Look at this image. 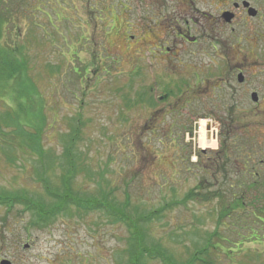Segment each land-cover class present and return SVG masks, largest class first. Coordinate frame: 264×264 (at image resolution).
Returning <instances> with one entry per match:
<instances>
[{
  "label": "rangeland",
  "instance_id": "374dc122",
  "mask_svg": "<svg viewBox=\"0 0 264 264\" xmlns=\"http://www.w3.org/2000/svg\"><path fill=\"white\" fill-rule=\"evenodd\" d=\"M2 1L8 23L0 45L9 43L28 55L31 75L48 98L52 128L43 145L50 185L63 190L61 158L68 136L80 128L75 145L84 167L71 180L75 196L106 198L135 220L179 203L144 225L145 245L167 249L175 264H188L217 232L214 244L221 238L230 243L211 250L216 264H264V228L252 215L256 206L220 224L222 206L215 196L228 198L230 183L237 195L239 183L252 181L261 184L240 193L245 201L264 196L263 0L262 18L234 25L202 20L206 40L195 46L163 38L161 52L153 47L154 42L160 45L159 36L135 31L136 37H129L121 16L115 23L105 15L98 19L96 0ZM203 9L217 16L213 4ZM202 29L197 26L194 36ZM167 41L170 52L164 50ZM74 67L81 76L73 74ZM237 68L244 72L243 83ZM7 92L0 87V100L13 107ZM252 92L259 95L257 103ZM5 108L0 101V114ZM202 120L212 125L207 128L218 126L214 149L199 146ZM5 141L0 136L2 146ZM227 153L232 165L225 162ZM36 168L41 169L29 151L0 146V193L42 200L53 208L55 200L39 178L45 175ZM204 180L203 194L212 191L208 199L200 193L199 199L184 202ZM69 206L39 223L32 206L0 203V252H10L12 243L22 239L19 245H31L21 249L29 264H128L127 225L114 223L104 211L87 214Z\"/></svg>",
  "mask_w": 264,
  "mask_h": 264
},
{
  "label": "trees",
  "instance_id": "16d2710c",
  "mask_svg": "<svg viewBox=\"0 0 264 264\" xmlns=\"http://www.w3.org/2000/svg\"><path fill=\"white\" fill-rule=\"evenodd\" d=\"M3 3L4 1L0 0V42L4 38V29L8 23L6 11L2 8ZM6 44L0 45V87L8 88V96H11L14 105L12 107V105H9L5 100H0L6 107L3 113L0 114V136H5L8 140L5 141L6 145L2 146L0 144V146L4 149H8V147L17 149L21 148L34 155L36 163L41 167V169L36 168V172L39 170L40 173L45 175V178L38 176L42 181L46 182V195L54 199L55 203L52 204L53 208L49 209L47 208V203L42 200H31L27 199L25 196L11 193H0V203L4 205L21 203L27 206H32V209L36 211V219L39 223L40 221H48L58 212H65V210L70 207V204H73V206L78 209H82L87 214L91 211H104L109 218L113 219L114 223L122 222L127 225L130 232V237L127 242L128 247L125 252L128 256V264H147L150 260H160L164 264H175L174 257L171 254H168L167 249L156 245H152L151 247L145 245L146 232L144 225L149 224L155 218L164 215L165 212L172 209L173 204L176 206V204L179 203H169L162 208L152 211L147 215L140 216L139 219L135 220L127 214L126 210L121 209L113 202H109L106 198H104V201L100 199L84 200L74 195L70 186L71 180L84 167L83 163H79L80 159L78 154H76L77 148L75 145L80 136V128H75L68 136L69 140L65 144L64 154L61 158L63 159V162L60 165L63 190L59 191L50 185L48 175H46L50 167V162L48 164L45 162L49 159V156L43 145L46 130L52 128L51 123H49L50 116L46 112L49 106L48 98L40 92L37 83L31 75L33 69L29 65L30 59L28 58V55L21 52L16 47L10 46L9 43ZM50 70L53 77H55V69L50 67ZM72 72L77 76H81L82 73L77 67H74ZM147 102L152 103L151 99ZM138 103H140V100ZM222 147H224L226 151H229L230 154L234 153L230 151L227 146L222 145ZM235 154L236 156H239L238 152ZM245 157L252 159L251 154L248 153ZM225 159L227 164L232 165L233 159H230L228 153ZM9 161L13 162L11 158ZM224 170L227 172L226 169ZM204 184L205 180L203 184L198 185L197 188L192 190L183 201L187 202L199 199L200 193L205 199H208L207 197L212 191L209 190V194L204 195ZM258 184L261 183L258 181L247 182L245 184L239 183L237 185L238 193L235 195L234 191L237 190H235V187L230 183V193L228 198H224L221 194H215V196H217L216 199L219 200L220 206H222L218 215L220 224H223V222L227 223L226 220H228V218L235 214L240 215L239 211H245L247 206L254 205L256 206V209H252V215L264 228V196L260 199L252 198L249 201H245L246 198L242 197L244 196V193L240 194L241 192H246V190L254 187V189H257L256 186ZM262 184H264V182ZM263 186L264 185H262V187ZM260 205H262L263 208H261ZM258 207H260V209H258ZM217 237L218 232L210 234L206 245L197 249L188 264H216L215 258H210L211 250H214V252L218 249L224 250L226 247L222 245V243H230V240H227V238H221V241H217L216 244H214L213 240ZM255 237L257 239L256 235ZM226 252H232L235 254L239 251L236 252L233 249H229Z\"/></svg>",
  "mask_w": 264,
  "mask_h": 264
},
{
  "label": "flooded vegetation",
  "instance_id": "af4514ba",
  "mask_svg": "<svg viewBox=\"0 0 264 264\" xmlns=\"http://www.w3.org/2000/svg\"><path fill=\"white\" fill-rule=\"evenodd\" d=\"M262 0H96V12L98 19L102 20L105 15L111 23L118 22V17H122L126 34L135 38V31H142V34L159 36V44H155L154 49L158 52L162 50L163 38H172L174 42L190 43L198 45L201 40H206L207 29L202 20L214 19L223 21V25H234L237 20L246 21L262 18L263 11L259 3ZM264 2V0H263ZM215 6L216 17L211 15L203 6L208 4ZM207 21V20H206ZM202 24V33L194 36V30ZM114 26L111 28V31ZM157 34V35H156ZM166 40V39H165ZM168 43V44H167ZM167 48L165 52L172 51L169 41L165 42ZM239 66V65H238ZM241 68V67H240ZM239 69V68H237ZM244 77L242 69L237 71L239 76ZM239 82V80H238ZM240 83V82H239ZM257 94L258 100L259 95ZM251 94V95H252ZM167 97V96H166ZM166 99V98H162ZM199 112V111H197ZM199 113H197L198 115ZM20 241V239H18ZM18 241L12 243L10 252L3 249L0 252V264H29L28 259L21 251L31 249V245L25 244L23 247ZM22 242V239L21 241Z\"/></svg>",
  "mask_w": 264,
  "mask_h": 264
},
{
  "label": "bare ground",
  "instance_id": "6f19581e",
  "mask_svg": "<svg viewBox=\"0 0 264 264\" xmlns=\"http://www.w3.org/2000/svg\"><path fill=\"white\" fill-rule=\"evenodd\" d=\"M210 124V122H207L205 120L200 121V130H199V146L203 149H214L217 147V138L214 136L213 131L216 127L214 126V129H208L207 125ZM212 127V125L210 124Z\"/></svg>",
  "mask_w": 264,
  "mask_h": 264
},
{
  "label": "water",
  "instance_id": "95a60500",
  "mask_svg": "<svg viewBox=\"0 0 264 264\" xmlns=\"http://www.w3.org/2000/svg\"><path fill=\"white\" fill-rule=\"evenodd\" d=\"M238 80H239L240 83H243L244 77L240 75ZM251 97H252V101L253 102H255V103L258 102V96H257V94H252Z\"/></svg>",
  "mask_w": 264,
  "mask_h": 264
}]
</instances>
